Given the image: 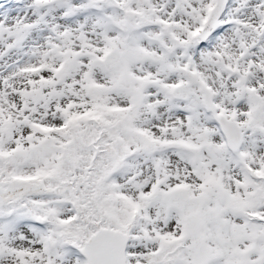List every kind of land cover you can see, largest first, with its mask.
Instances as JSON below:
<instances>
[{
  "label": "snow or ice",
  "instance_id": "snow-or-ice-1",
  "mask_svg": "<svg viewBox=\"0 0 264 264\" xmlns=\"http://www.w3.org/2000/svg\"><path fill=\"white\" fill-rule=\"evenodd\" d=\"M0 264H264V0L0 4Z\"/></svg>",
  "mask_w": 264,
  "mask_h": 264
},
{
  "label": "rangeland",
  "instance_id": "rangeland-1",
  "mask_svg": "<svg viewBox=\"0 0 264 264\" xmlns=\"http://www.w3.org/2000/svg\"><path fill=\"white\" fill-rule=\"evenodd\" d=\"M9 2V0H0V4H7Z\"/></svg>",
  "mask_w": 264,
  "mask_h": 264
}]
</instances>
